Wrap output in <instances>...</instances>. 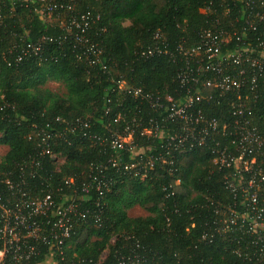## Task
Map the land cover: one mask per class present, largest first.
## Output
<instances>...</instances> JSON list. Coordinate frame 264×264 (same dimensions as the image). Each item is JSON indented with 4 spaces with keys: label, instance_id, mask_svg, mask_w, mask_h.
<instances>
[{
    "label": "trees",
    "instance_id": "1",
    "mask_svg": "<svg viewBox=\"0 0 264 264\" xmlns=\"http://www.w3.org/2000/svg\"><path fill=\"white\" fill-rule=\"evenodd\" d=\"M0 7L4 14L0 24V146L7 149L0 155V169H12L27 155H37L35 131L40 129L57 132L50 140L51 149L64 159L57 163L52 157L41 158L43 170L34 178L27 177L29 186L36 189L47 184L55 189L69 178L80 185L99 176L90 167L105 163L112 151L93 145L88 136L122 130L124 122L114 121L117 113L127 111L126 119L136 118L140 126L160 118L159 111L147 103L113 91L120 76L129 86L175 97L182 66L177 47L199 43L207 28L231 30L232 23L243 21L241 9L246 10L242 0H78L71 9L55 11L53 21L47 22L35 14L31 1L0 0ZM84 13L90 14V22L81 33L71 20ZM157 32L164 39L158 44L163 53L144 59L140 52L156 44ZM260 34L264 36V22L244 36ZM19 55L22 58L17 61ZM49 82L60 84L64 92L46 87ZM211 92L204 89L205 94ZM259 92L264 100V86ZM220 101L207 111L223 119L231 105ZM254 107L264 131V105L258 101ZM76 119L87 126L76 124L70 129ZM140 132L141 127L133 136L144 149L142 155L159 156L161 140L151 142ZM211 157L205 149L194 150L179 158L175 173L157 165L145 180L114 174L115 182L101 200V225L89 221L79 228L71 238L69 257L74 252L78 258L95 260L107 250L105 264L134 255L140 257L139 264H252L232 253V235L212 243L201 240L212 214L200 205L207 196L227 197ZM83 195L89 203L96 199L95 191ZM136 206L148 214L130 216L129 210Z\"/></svg>",
    "mask_w": 264,
    "mask_h": 264
},
{
    "label": "built area",
    "instance_id": "2",
    "mask_svg": "<svg viewBox=\"0 0 264 264\" xmlns=\"http://www.w3.org/2000/svg\"><path fill=\"white\" fill-rule=\"evenodd\" d=\"M22 1H31L35 4V14L48 17L57 10L71 9L78 0ZM242 2L246 9H241L243 21L238 25L232 23L231 30L207 28L199 43L177 47L182 66L177 74L176 98L129 86L120 76L113 91L129 95L135 102L147 103L149 108L159 111L160 118L140 126L136 118L127 120V111H122L114 118L115 122H124L122 130L89 135L93 145L107 146L112 151L105 163L90 167L99 176L80 185L69 178L62 182L63 187L59 183L55 189L48 184L45 188L30 187L27 177L34 178L37 171L43 170L41 158L58 159L50 142L57 132L35 131L39 137L37 155H27L12 169H0V264H105L107 250L95 260L78 258L74 252L69 257V250L71 238L79 228L89 221L101 225L104 212L101 200L115 182L113 175H132L145 180L157 165L166 166L172 174L177 171L180 157L200 148L211 154V162L221 174V184L227 193L224 198L207 196L200 205L212 214L210 227L203 232L201 240L212 243L220 236L232 235L235 256L252 264H264V131L254 107L258 101L264 105L259 92L264 86V36H244L247 30L255 31L264 22V1ZM3 16L0 7V24ZM89 16L84 13L73 17L71 25L84 33L89 27ZM233 22L238 23V19ZM154 39L155 45L141 50L144 59L163 53L158 47L164 42L162 34L155 33ZM21 58L19 55L16 60ZM208 88L212 92L205 94L204 89ZM223 99L231 105L227 117L210 115L207 107ZM76 124L87 126L76 119L69 124L70 129ZM139 127L140 134L151 142L161 140L159 156L142 155L144 149L133 136ZM63 160L59 158L57 163ZM64 188L67 190L64 194L55 192L60 193ZM90 190L96 193L91 203L83 195ZM37 191L43 193L30 194ZM139 262L140 257L134 255L121 257L116 264Z\"/></svg>",
    "mask_w": 264,
    "mask_h": 264
},
{
    "label": "rangeland",
    "instance_id": "3",
    "mask_svg": "<svg viewBox=\"0 0 264 264\" xmlns=\"http://www.w3.org/2000/svg\"><path fill=\"white\" fill-rule=\"evenodd\" d=\"M54 18H52L51 16H48V17H44V20L47 21V22H51L53 21ZM46 87L50 88L51 90L59 93V94H62L64 92V89L63 87L58 84V83H54V82H49L47 83ZM6 147L4 146H0V155H3L5 152H6ZM148 213L139 208V207H133L132 209L129 210V215L130 216H146Z\"/></svg>",
    "mask_w": 264,
    "mask_h": 264
}]
</instances>
